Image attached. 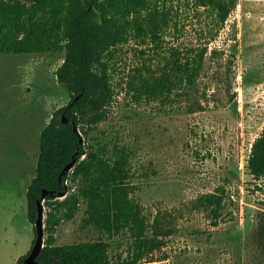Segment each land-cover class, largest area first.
I'll return each instance as SVG.
<instances>
[{
  "label": "rangeland",
  "instance_id": "1",
  "mask_svg": "<svg viewBox=\"0 0 264 264\" xmlns=\"http://www.w3.org/2000/svg\"><path fill=\"white\" fill-rule=\"evenodd\" d=\"M192 1L168 3L172 27L155 41L134 36L112 50L116 98L87 143L104 162L124 159L131 177L109 186L93 174L74 185L81 205L58 229V245L105 240L110 264H251L248 242L264 215V178L248 168L264 130V0H239L220 30ZM171 47L208 48L194 89L165 103L136 101L131 76L158 71ZM64 58L0 53V115L14 126L0 152V264H17L33 247L27 191L41 132L70 101L56 77ZM218 191L226 208L214 226L194 203Z\"/></svg>",
  "mask_w": 264,
  "mask_h": 264
},
{
  "label": "trees",
  "instance_id": "2",
  "mask_svg": "<svg viewBox=\"0 0 264 264\" xmlns=\"http://www.w3.org/2000/svg\"><path fill=\"white\" fill-rule=\"evenodd\" d=\"M174 0H0V53L42 54L64 52L56 71L60 84L67 87L70 101L57 109L40 136L36 175L27 191L28 219L35 225L38 200L43 190L47 237L38 261L43 264H110L111 245L105 240L57 244V232L63 222L72 221L81 205L82 193L74 185L94 174L111 186L130 178L124 159L114 165L98 159L88 142L90 132L107 120L116 98L111 72L114 48L134 37L155 41L160 32L172 27ZM169 3V4H168ZM197 8L210 12L220 30L237 8L239 0H193ZM208 48L185 53L171 47V54L158 71L137 68L128 82L133 97L140 102L170 101L178 92L189 95L202 70ZM63 116L68 118L63 123ZM78 128V131L74 127ZM81 138L83 141L81 142ZM75 166L60 174L73 158ZM253 177L264 178V130L255 140L248 160ZM65 193L64 197H59ZM226 193L218 191L201 196L194 208L202 210L219 226L226 208ZM259 234L248 242L251 264H264V215L258 219ZM33 245L36 241V231ZM138 247L141 249L142 245ZM32 250V249H31ZM31 250L17 264H26ZM138 256L132 262H136Z\"/></svg>",
  "mask_w": 264,
  "mask_h": 264
},
{
  "label": "water",
  "instance_id": "3",
  "mask_svg": "<svg viewBox=\"0 0 264 264\" xmlns=\"http://www.w3.org/2000/svg\"><path fill=\"white\" fill-rule=\"evenodd\" d=\"M63 123H67L68 122V118L63 116ZM74 129L76 131H78V128L75 126ZM83 141V138H81V142ZM77 162V158L74 157L73 160L67 164L65 166V168L63 169V171L60 174V181L62 180V176L67 174V172L69 170H71L75 164ZM49 194H54L53 192H50L47 189L43 190V194H42V198L40 200H38L37 204H38V215H37V219H36V223H35V231H36V241L32 247V250L30 252V254L28 255V257L25 260L26 264H43L40 263L38 261V257L41 254V251L44 248V243H45V235H46V231H45V224H44V219H45V207L43 204V200L45 199V197ZM65 193H60L59 197H64Z\"/></svg>",
  "mask_w": 264,
  "mask_h": 264
},
{
  "label": "crops",
  "instance_id": "4",
  "mask_svg": "<svg viewBox=\"0 0 264 264\" xmlns=\"http://www.w3.org/2000/svg\"><path fill=\"white\" fill-rule=\"evenodd\" d=\"M6 54H15V53H6ZM49 122L50 119L48 120L46 126L48 125ZM11 129H14V126L10 125L8 118H5L2 115H0V152H2L3 146L4 149L7 150L8 139L10 136L9 134Z\"/></svg>",
  "mask_w": 264,
  "mask_h": 264
}]
</instances>
